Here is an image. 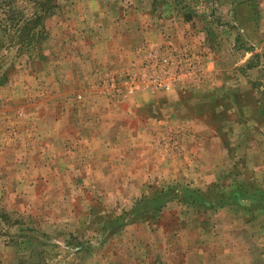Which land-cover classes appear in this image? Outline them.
I'll return each instance as SVG.
<instances>
[{"label": "rangeland", "instance_id": "1", "mask_svg": "<svg viewBox=\"0 0 264 264\" xmlns=\"http://www.w3.org/2000/svg\"><path fill=\"white\" fill-rule=\"evenodd\" d=\"M52 4L0 2V264H264V0Z\"/></svg>", "mask_w": 264, "mask_h": 264}, {"label": "trees", "instance_id": "2", "mask_svg": "<svg viewBox=\"0 0 264 264\" xmlns=\"http://www.w3.org/2000/svg\"><path fill=\"white\" fill-rule=\"evenodd\" d=\"M19 1L21 0H2L0 2L8 5V10L5 13V21L10 25H13V27H15L16 25L19 26L21 28L20 30L24 32L25 38H28L17 39V43L23 45L24 41L27 42V40H32V37L30 35L31 30L33 31L37 28H39V30L42 29V26L40 25L45 17L50 14L51 9L54 5L52 4V0H24L20 3L24 5V3L27 2L32 7L29 10H19L14 7L19 3ZM28 12L29 14H27ZM30 14L31 16L29 17ZM8 39L9 41L13 40V38L11 37H9ZM14 41L16 42L15 38Z\"/></svg>", "mask_w": 264, "mask_h": 264}, {"label": "crops", "instance_id": "3", "mask_svg": "<svg viewBox=\"0 0 264 264\" xmlns=\"http://www.w3.org/2000/svg\"><path fill=\"white\" fill-rule=\"evenodd\" d=\"M199 148H197V150H198ZM0 154H4L3 152H2V149L0 148Z\"/></svg>", "mask_w": 264, "mask_h": 264}]
</instances>
